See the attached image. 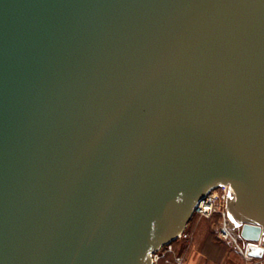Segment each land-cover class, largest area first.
Wrapping results in <instances>:
<instances>
[{
	"label": "water",
	"instance_id": "water-1",
	"mask_svg": "<svg viewBox=\"0 0 264 264\" xmlns=\"http://www.w3.org/2000/svg\"><path fill=\"white\" fill-rule=\"evenodd\" d=\"M219 184L262 259L264 0H0V264H154Z\"/></svg>",
	"mask_w": 264,
	"mask_h": 264
},
{
	"label": "rangeland",
	"instance_id": "rangeland-1",
	"mask_svg": "<svg viewBox=\"0 0 264 264\" xmlns=\"http://www.w3.org/2000/svg\"><path fill=\"white\" fill-rule=\"evenodd\" d=\"M215 204L216 210L209 217L200 215L198 213L194 214L185 230L186 235L179 239L175 245L172 244V251L165 250L164 252H162L156 264H163L167 259H169V255H171V259L173 261L174 256L178 255L176 251H178L179 249L181 251L180 255L184 257L185 263H187L188 260L192 257L193 252L195 251V246L196 248H198V250L206 251L210 246L211 241H224L227 248H230L232 246L239 253H236L237 257L234 254L235 258H233L232 262H237V264H246L245 260L242 259L243 261H241V259L239 258L240 254L243 255L242 252L244 251V244L240 242L239 239L236 240V238L234 237V235L238 237L239 234L237 225L231 228V232L234 235L231 233V236L229 238L222 239L219 235L224 224L220 193L217 194ZM221 249L222 248H220V250ZM223 249V251H225V248ZM263 259L264 257L262 259H257L258 263L254 261L253 264H261L260 262Z\"/></svg>",
	"mask_w": 264,
	"mask_h": 264
},
{
	"label": "built area",
	"instance_id": "built-area-1",
	"mask_svg": "<svg viewBox=\"0 0 264 264\" xmlns=\"http://www.w3.org/2000/svg\"><path fill=\"white\" fill-rule=\"evenodd\" d=\"M229 185L227 184H219L218 186L210 189L196 204V207H195V211H194V214L198 213L200 215H203V216H206V217H209L213 212H215L216 210V198H217V194L220 193V199H221V206H222V215H223V218H224V224H223V227L220 231V237L222 239H227L231 236V232L230 230L228 229V226H227V223H226V219H225V215H224V206H225V201H224V198H225V194H226V190L228 188ZM210 196H213V201L211 204H209L208 206V211L206 208H204L205 204H206V200L208 197ZM186 235L185 231L182 232V234L179 236V239H181L182 237H184ZM165 250H168V251H172V244H169V245H166L162 248H160L159 250H157L154 254H153V263L156 264L157 261L159 260V257H160V254L162 252H164ZM243 253V256L246 258V259H250L248 258L246 255H245V251L242 252ZM174 264H185V259L182 255H175L174 256Z\"/></svg>",
	"mask_w": 264,
	"mask_h": 264
},
{
	"label": "crops",
	"instance_id": "crops-1",
	"mask_svg": "<svg viewBox=\"0 0 264 264\" xmlns=\"http://www.w3.org/2000/svg\"><path fill=\"white\" fill-rule=\"evenodd\" d=\"M225 244L224 241H211L210 246L206 251L198 250L195 246V251L193 252L192 257L185 264H237V262H232L236 253H238L237 250L232 246L227 248ZM223 246H226L225 248H227V250L223 251ZM220 248L222 249L220 250ZM239 258L241 261L245 260L246 264H253L254 261L258 263L257 259H246L242 254L239 255ZM260 263L264 264V259Z\"/></svg>",
	"mask_w": 264,
	"mask_h": 264
},
{
	"label": "trees",
	"instance_id": "trees-1",
	"mask_svg": "<svg viewBox=\"0 0 264 264\" xmlns=\"http://www.w3.org/2000/svg\"><path fill=\"white\" fill-rule=\"evenodd\" d=\"M177 242H178V240H176V241L173 242L172 244L175 245ZM217 242H218V241H217ZM223 247L225 248L226 246H223ZM225 250H227V248H225ZM176 252H177L178 255L181 254L180 249H179L178 251H176ZM163 264H174V259H173V261H172V259H171V255H169V259H167Z\"/></svg>",
	"mask_w": 264,
	"mask_h": 264
},
{
	"label": "bare ground",
	"instance_id": "bare-ground-1",
	"mask_svg": "<svg viewBox=\"0 0 264 264\" xmlns=\"http://www.w3.org/2000/svg\"><path fill=\"white\" fill-rule=\"evenodd\" d=\"M212 201H213V196H210V197L207 198V200H206V204H205V206H204V208H206L207 211H208L209 209H208V207H206V206H208L209 204H211ZM243 244L246 246V243H243ZM244 251H245V249H244Z\"/></svg>",
	"mask_w": 264,
	"mask_h": 264
}]
</instances>
